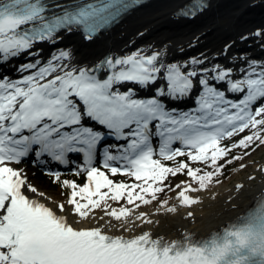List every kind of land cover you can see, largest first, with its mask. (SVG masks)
<instances>
[{"label":"snow or ice","instance_id":"1","mask_svg":"<svg viewBox=\"0 0 264 264\" xmlns=\"http://www.w3.org/2000/svg\"><path fill=\"white\" fill-rule=\"evenodd\" d=\"M140 2L0 0V65L33 57L17 66L19 78L0 76V264H264V196L207 237L125 234L159 223L137 211L142 204L158 201L157 212L175 213L199 203L191 193L213 183L232 148L264 144V62H249L236 78L232 67L209 66L204 54L170 62L166 48L106 55L92 64H81L71 48L42 59L40 43L77 33L93 41ZM208 6L191 0L178 15L195 17ZM141 90L150 97L139 98ZM189 99L195 106L188 110L172 106ZM245 130L250 134L231 148L222 145ZM32 154L64 165L70 154L82 157L75 174L85 173L86 182L49 172L70 190L64 201L51 200L13 166ZM177 157L187 160L165 163ZM181 173L195 186L175 185L178 205L159 201L166 188L174 190L165 181ZM117 174L132 182L110 178ZM96 209L104 215L96 217ZM89 219L95 223L80 226Z\"/></svg>","mask_w":264,"mask_h":264},{"label":"bare ground","instance_id":"2","mask_svg":"<svg viewBox=\"0 0 264 264\" xmlns=\"http://www.w3.org/2000/svg\"><path fill=\"white\" fill-rule=\"evenodd\" d=\"M190 3L191 0H155L133 12L110 33L106 32L94 41H87L77 33L67 36L62 42H42L37 47L43 49V60L50 58L58 49L71 48L81 64H92L106 55H124L136 49L151 51L153 48H166L170 62L185 61L204 54L209 58V66L220 63L232 67L236 78H242L245 73L240 69H247L249 62H264V35H254L257 31L264 33V0H211L210 9L195 21L178 15ZM242 36L247 39H241ZM32 59L24 55L0 65V76L19 78L22 73L16 70L17 66ZM150 95L143 90L138 92L139 98H148ZM172 106L188 110L195 106V102L189 99L172 102ZM257 169H264V162L257 165ZM23 171L39 191L45 192L53 201H60L45 190V186H38L28 170ZM262 173L257 176V182L252 181L250 184L240 182L231 187L217 186L212 190L191 193L198 196L200 202L191 206H178L175 213L164 212L163 209L160 212H149L139 208L138 212L148 213L159 223L144 224L135 232L125 234L151 231L155 236L162 235L168 239H178L183 233L207 237L244 216L258 198L264 196V171ZM177 192L168 200L169 206L178 205ZM103 215V212L95 214L96 217ZM108 219L104 217L105 221ZM94 223L89 219L80 226H91ZM116 234L120 233L117 231Z\"/></svg>","mask_w":264,"mask_h":264},{"label":"rangeland","instance_id":"3","mask_svg":"<svg viewBox=\"0 0 264 264\" xmlns=\"http://www.w3.org/2000/svg\"><path fill=\"white\" fill-rule=\"evenodd\" d=\"M250 132L251 130H245L243 133L235 135L231 138L226 137L221 143L223 146L231 148L234 143L238 142L241 138H243V136L249 135ZM245 153H247V155H245ZM234 156H242L243 159L232 160ZM186 160L187 157H177L175 161H165V163L174 167L178 162ZM226 160H232V163H225ZM261 162H264V144H259L258 141L248 149L232 148L231 153L220 161L221 164L225 165L221 170V173L214 178L213 183L205 191L212 190L217 186L231 187L240 184V182L247 184L252 183V181L257 182V176L263 175L262 171L257 169V165L260 166ZM193 166L200 167L205 171L211 170L199 162L194 163ZM16 167L28 170L32 180H34L40 187L45 186L44 189L53 194L57 200L64 201L69 195L70 190L68 188H65L61 182L55 181L52 176L45 173L42 169L34 167L30 164H21ZM75 173L76 172H66L61 174V181L64 179L75 180L78 184L83 185L86 182L85 174L80 173V175H76ZM250 177H254V179H250ZM110 178L114 179L116 182H132L129 177L123 174H117L116 176H111ZM181 181L191 182L193 186H195V181H191V178L187 177L184 173L178 174L175 177L170 176L169 179L165 181V184H171L174 190L169 191L166 188L163 194H159V201H163L165 199L169 200L172 196H174L177 192L175 185ZM216 181L219 182L217 183ZM109 203H111L113 207H119L124 203V201H120L118 203L109 201ZM158 207L159 202L153 201L148 205L142 204L140 209L152 212L156 211ZM102 212L103 211L101 209L95 210V214H100Z\"/></svg>","mask_w":264,"mask_h":264}]
</instances>
